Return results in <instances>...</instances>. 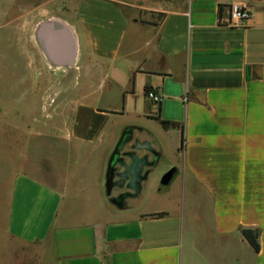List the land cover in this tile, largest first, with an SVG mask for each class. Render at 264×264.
I'll return each instance as SVG.
<instances>
[{"label": "crops", "instance_id": "obj_1", "mask_svg": "<svg viewBox=\"0 0 264 264\" xmlns=\"http://www.w3.org/2000/svg\"><path fill=\"white\" fill-rule=\"evenodd\" d=\"M79 1L86 65L120 104L79 105L69 136L109 155L94 189L84 173L74 194L5 159L0 235L41 246L49 264H264V0H183L155 21ZM231 6L248 20L231 25ZM112 114L146 133L108 134ZM242 229L258 232V252Z\"/></svg>", "mask_w": 264, "mask_h": 264}, {"label": "rangeland", "instance_id": "obj_2", "mask_svg": "<svg viewBox=\"0 0 264 264\" xmlns=\"http://www.w3.org/2000/svg\"><path fill=\"white\" fill-rule=\"evenodd\" d=\"M115 1L131 19L144 21L159 20L165 10L184 4L183 0ZM79 4V0H0V165L5 159L16 161L39 180L70 194L77 191L84 173L90 175L93 188L104 166L100 159L109 155L106 146L94 152L70 140L74 111L81 104H120L118 88L97 89L100 74L86 65L82 27L75 20ZM105 122L106 132L116 135L145 134L148 123L133 114H112ZM86 157L94 162L84 167ZM86 206L101 211L105 200L93 198ZM0 264L49 263L41 246L0 235Z\"/></svg>", "mask_w": 264, "mask_h": 264}, {"label": "built area", "instance_id": "obj_3", "mask_svg": "<svg viewBox=\"0 0 264 264\" xmlns=\"http://www.w3.org/2000/svg\"><path fill=\"white\" fill-rule=\"evenodd\" d=\"M228 16H229V23L231 25H240L241 23L248 20L249 13L245 9L239 6H231L228 9ZM147 96L148 98H150L155 102L159 101V97L151 91H148Z\"/></svg>", "mask_w": 264, "mask_h": 264}, {"label": "trees", "instance_id": "obj_4", "mask_svg": "<svg viewBox=\"0 0 264 264\" xmlns=\"http://www.w3.org/2000/svg\"><path fill=\"white\" fill-rule=\"evenodd\" d=\"M222 10V7L220 8V12ZM147 92V90H146ZM182 144H183V136H182ZM162 214H152V215H148V216H159ZM241 234L243 236V238L250 244V246H252V248L254 249L255 252H258L259 250V246H258V232L254 231V230H249V229H242L241 230Z\"/></svg>", "mask_w": 264, "mask_h": 264}, {"label": "water", "instance_id": "obj_5", "mask_svg": "<svg viewBox=\"0 0 264 264\" xmlns=\"http://www.w3.org/2000/svg\"><path fill=\"white\" fill-rule=\"evenodd\" d=\"M174 173V170L173 169H170L168 170L161 178V184L162 185H167L169 184L171 178H172V175Z\"/></svg>", "mask_w": 264, "mask_h": 264}]
</instances>
